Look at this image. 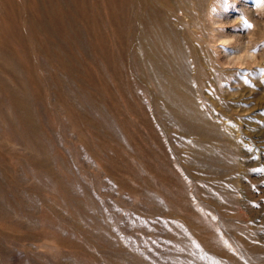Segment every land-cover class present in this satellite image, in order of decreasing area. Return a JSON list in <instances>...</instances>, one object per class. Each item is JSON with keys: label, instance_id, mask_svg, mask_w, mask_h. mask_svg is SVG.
Segmentation results:
<instances>
[{"label": "rangeland", "instance_id": "obj_1", "mask_svg": "<svg viewBox=\"0 0 264 264\" xmlns=\"http://www.w3.org/2000/svg\"><path fill=\"white\" fill-rule=\"evenodd\" d=\"M262 45L264 0H0V264H264Z\"/></svg>", "mask_w": 264, "mask_h": 264}, {"label": "snow or ice", "instance_id": "obj_2", "mask_svg": "<svg viewBox=\"0 0 264 264\" xmlns=\"http://www.w3.org/2000/svg\"><path fill=\"white\" fill-rule=\"evenodd\" d=\"M249 27H251V25H249ZM262 46H264V45H262Z\"/></svg>", "mask_w": 264, "mask_h": 264}]
</instances>
